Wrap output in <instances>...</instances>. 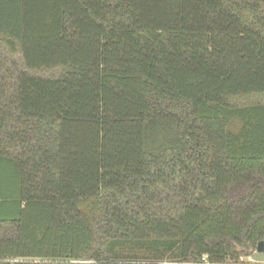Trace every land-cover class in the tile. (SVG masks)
<instances>
[{"label": "trees", "instance_id": "16d2710c", "mask_svg": "<svg viewBox=\"0 0 264 264\" xmlns=\"http://www.w3.org/2000/svg\"><path fill=\"white\" fill-rule=\"evenodd\" d=\"M261 241L264 0H0V264Z\"/></svg>", "mask_w": 264, "mask_h": 264}, {"label": "water", "instance_id": "95a60500", "mask_svg": "<svg viewBox=\"0 0 264 264\" xmlns=\"http://www.w3.org/2000/svg\"><path fill=\"white\" fill-rule=\"evenodd\" d=\"M251 260L255 262H264V241L258 243L256 252L251 256Z\"/></svg>", "mask_w": 264, "mask_h": 264}, {"label": "built area", "instance_id": "2783aa9c", "mask_svg": "<svg viewBox=\"0 0 264 264\" xmlns=\"http://www.w3.org/2000/svg\"><path fill=\"white\" fill-rule=\"evenodd\" d=\"M190 264H264V262H255V261H248V262H224V263H211L207 260L206 257H203L199 263H190Z\"/></svg>", "mask_w": 264, "mask_h": 264}]
</instances>
